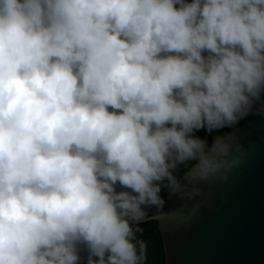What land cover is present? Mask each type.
<instances>
[{
	"label": "clouds",
	"instance_id": "1",
	"mask_svg": "<svg viewBox=\"0 0 264 264\" xmlns=\"http://www.w3.org/2000/svg\"><path fill=\"white\" fill-rule=\"evenodd\" d=\"M257 115L264 0H0V264H144Z\"/></svg>",
	"mask_w": 264,
	"mask_h": 264
},
{
	"label": "water",
	"instance_id": "2",
	"mask_svg": "<svg viewBox=\"0 0 264 264\" xmlns=\"http://www.w3.org/2000/svg\"><path fill=\"white\" fill-rule=\"evenodd\" d=\"M234 131L244 155L226 181L167 197L156 221L166 264H264V116Z\"/></svg>",
	"mask_w": 264,
	"mask_h": 264
},
{
	"label": "trees",
	"instance_id": "3",
	"mask_svg": "<svg viewBox=\"0 0 264 264\" xmlns=\"http://www.w3.org/2000/svg\"><path fill=\"white\" fill-rule=\"evenodd\" d=\"M243 121H241L239 126L243 123ZM198 135L204 136L206 135V133L201 131L198 133ZM176 172L177 174L182 175L184 172V169L178 168ZM166 201H167V197H166ZM165 205L162 206L159 209V211H156L155 209H146V210L149 211L150 213L149 216H153L159 212H162L165 208ZM139 226L143 229V231L137 233V237L139 239H142L146 243V246H147L146 247V259L144 261V264H166L163 244H162V238H161V234L158 229L156 221L150 220L147 222H142ZM76 251L80 257L78 264H87V259L89 255V250H88L87 245L82 242H78L76 244Z\"/></svg>",
	"mask_w": 264,
	"mask_h": 264
}]
</instances>
